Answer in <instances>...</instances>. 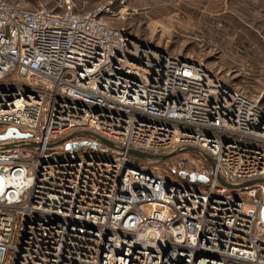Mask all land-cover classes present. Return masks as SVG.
Instances as JSON below:
<instances>
[{
  "label": "built area",
  "instance_id": "obj_1",
  "mask_svg": "<svg viewBox=\"0 0 264 264\" xmlns=\"http://www.w3.org/2000/svg\"><path fill=\"white\" fill-rule=\"evenodd\" d=\"M112 15L0 0V135H31L0 142V264H264L260 102ZM189 148L213 166L169 178L125 151Z\"/></svg>",
  "mask_w": 264,
  "mask_h": 264
},
{
  "label": "rangeland",
  "instance_id": "obj_2",
  "mask_svg": "<svg viewBox=\"0 0 264 264\" xmlns=\"http://www.w3.org/2000/svg\"><path fill=\"white\" fill-rule=\"evenodd\" d=\"M8 1L24 9L43 4L58 11L63 0ZM72 1L83 12L108 5L113 12L106 18L109 25L123 28L136 41L204 65L248 99H257L264 109V0ZM100 146L108 156L111 149ZM194 156L182 151L169 162L134 161L140 168L171 178V166L180 159H194L207 167L201 155Z\"/></svg>",
  "mask_w": 264,
  "mask_h": 264
},
{
  "label": "water",
  "instance_id": "obj_3",
  "mask_svg": "<svg viewBox=\"0 0 264 264\" xmlns=\"http://www.w3.org/2000/svg\"><path fill=\"white\" fill-rule=\"evenodd\" d=\"M74 136H76V135H70V136H68L66 138H63V140H61V142L59 144H61L63 142H66L68 140H71V138H73ZM90 136L92 138H95L99 143L105 145L108 148H112V149H115V150L121 151V152L124 151V149L119 148L118 146H116L112 142H110V141L108 142L105 139L97 136L96 134H91ZM29 137H31L30 134L29 135L22 134L17 129L13 128V129L7 130V132L4 135H0V142H6L9 139H12V140L13 139H15V140H21V139L26 140V139H29ZM5 146H7V145H5ZM80 146L84 147L85 144L83 143ZM13 147H15V146H13ZM13 147H10V148H13ZM68 147H69V145H66V148H68ZM72 147L74 149H76L77 148V145L74 144ZM7 148H9V147H7ZM125 151L127 153H129L130 155H132V156H135V157H138V158H145V159H148V160L166 159V158L172 157L174 155V153L173 154H170V155H158V154L157 155H153V154L144 153V152H138V151H134V150H125ZM182 151H185V152H189V151L196 152V153L200 154L210 164V166H213V162H212L211 157L208 154L203 153L202 151H200L198 149L189 148V149H185V150L178 151V153H182ZM185 177H186V175H184V178ZM190 180L191 181H195L196 180L195 176H193V175L190 176ZM259 182H263L264 183V181H259ZM218 183H220L221 185H224V186H226V187H228L230 189H235V188H238V186L252 185L255 182L254 183L238 184V186H236V185H231L229 183H226L224 180H221L219 178L218 179ZM263 221H264V214H263Z\"/></svg>",
  "mask_w": 264,
  "mask_h": 264
},
{
  "label": "trees",
  "instance_id": "obj_4",
  "mask_svg": "<svg viewBox=\"0 0 264 264\" xmlns=\"http://www.w3.org/2000/svg\"><path fill=\"white\" fill-rule=\"evenodd\" d=\"M192 155H193V157H195L194 155H198V156H200L198 153H196V152H193V151H189ZM131 158L132 159H134V160H144L145 158H138V157H135V156H132L131 155ZM202 158V157H201ZM145 160H147V159H145ZM173 160V158L172 157H170V158H168V159H164V160H162V161H164V162H166V161H172ZM204 163H205V166H207V167H209V164L206 162V161H204Z\"/></svg>",
  "mask_w": 264,
  "mask_h": 264
}]
</instances>
